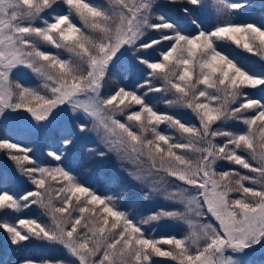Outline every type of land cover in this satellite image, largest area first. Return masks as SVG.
Instances as JSON below:
<instances>
[{"label": "trees", "instance_id": "obj_1", "mask_svg": "<svg viewBox=\"0 0 264 264\" xmlns=\"http://www.w3.org/2000/svg\"><path fill=\"white\" fill-rule=\"evenodd\" d=\"M226 1L239 22L220 20L200 0H151L149 30L107 66L100 104L134 146L121 135L80 139L72 128L40 139L0 124V264L175 259L173 233L161 241L146 233L158 212L116 164L121 146L140 161L147 152L170 162L180 158L183 137H207L202 147L218 162L226 199L264 204V188L246 180V172L264 176V142L256 139L264 125V0ZM222 119L229 129L211 131ZM72 120L84 125L81 114ZM243 121L251 129L242 130Z\"/></svg>", "mask_w": 264, "mask_h": 264}, {"label": "rangeland", "instance_id": "obj_2", "mask_svg": "<svg viewBox=\"0 0 264 264\" xmlns=\"http://www.w3.org/2000/svg\"><path fill=\"white\" fill-rule=\"evenodd\" d=\"M150 1L0 0V124L40 139L72 128L80 139L121 135L134 146L101 106L98 92L107 66L149 30ZM200 1L220 20H241L226 0ZM75 114L84 125L72 120ZM220 121L207 123L211 131L229 129ZM243 122L242 130L251 129ZM256 131L259 145L264 125ZM183 139L180 158L170 162L147 152L140 161L133 147L123 146L115 159L146 207L158 212L146 221V233L156 241L170 233L178 239L175 259L163 264H264V204L246 208L241 199L228 201L224 182L216 178L218 162L209 144L202 147L209 139ZM246 175L264 188V176Z\"/></svg>", "mask_w": 264, "mask_h": 264}]
</instances>
